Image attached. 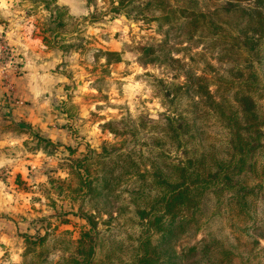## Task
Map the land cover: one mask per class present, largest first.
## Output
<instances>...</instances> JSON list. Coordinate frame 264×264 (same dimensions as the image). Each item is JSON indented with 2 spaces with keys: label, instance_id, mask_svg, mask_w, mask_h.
Wrapping results in <instances>:
<instances>
[{
  "label": "clouds",
  "instance_id": "obj_1",
  "mask_svg": "<svg viewBox=\"0 0 264 264\" xmlns=\"http://www.w3.org/2000/svg\"><path fill=\"white\" fill-rule=\"evenodd\" d=\"M124 5L0 0V264H136L138 211L196 264H264V0ZM237 135L261 146L218 197L196 162Z\"/></svg>",
  "mask_w": 264,
  "mask_h": 264
},
{
  "label": "trees",
  "instance_id": "obj_2",
  "mask_svg": "<svg viewBox=\"0 0 264 264\" xmlns=\"http://www.w3.org/2000/svg\"><path fill=\"white\" fill-rule=\"evenodd\" d=\"M132 0H128V3H131ZM122 5H124V0H122ZM232 8V5H229ZM238 10V5H237ZM261 38L264 39V32L261 33ZM246 46H251V41H246ZM165 45L159 46L155 51L163 53ZM143 50V49H142ZM153 52V49L149 48L146 50V53ZM165 60L170 68H182L183 66L179 62L172 61L164 53ZM205 71L209 74L215 73L217 70L213 69L210 66H206ZM231 73V69L228 70ZM189 77L190 84H200L201 81L194 80L191 76V73L187 74ZM237 76L239 73L236 74ZM215 78V77H214ZM203 87L200 88V91H203ZM168 93L165 92V98H167ZM241 107L247 111L249 108V103L246 99H239L238 101ZM171 103V101H169ZM218 110L223 111L221 105H215ZM230 122L233 123L237 132L239 131V125L236 124L234 120L229 118ZM183 131V129H181ZM259 136L251 138L249 143H242L237 135L234 137L232 149H235L236 153L241 154L240 158L237 159L233 156L231 163L227 162L225 153H231L232 149H229L227 146H223L220 149V160L213 159L211 164L204 165L200 162H196L197 169L199 171V178L203 181L200 187L202 189L214 188L217 190L218 197L227 198L230 193L237 186V182L241 179V174L245 168V158L253 150L250 147V144H255L256 147H260ZM186 155H188L186 153ZM193 161L189 160V164H192ZM215 167L217 171L215 174L212 173L211 168ZM181 175L183 173H180ZM241 192L246 191L241 188ZM260 190L252 191L253 195H259ZM243 196L241 200H243ZM169 209H171L172 204L169 203ZM140 217V222L143 225L145 217H148L147 225L143 227L154 230L146 231L143 234V238L140 244V248L137 249V254L140 258L137 260L136 264H196V251L191 248H185L178 243L181 238V234L184 231V226L176 222H169L168 220H161V218L155 213H146L138 211L136 213ZM93 227L95 225L93 224ZM142 253V255H140Z\"/></svg>",
  "mask_w": 264,
  "mask_h": 264
}]
</instances>
